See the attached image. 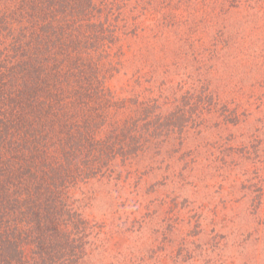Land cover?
Instances as JSON below:
<instances>
[{
    "label": "rangeland",
    "instance_id": "rangeland-1",
    "mask_svg": "<svg viewBox=\"0 0 264 264\" xmlns=\"http://www.w3.org/2000/svg\"><path fill=\"white\" fill-rule=\"evenodd\" d=\"M126 1L109 84L183 129L76 192L94 224L79 264H264V0Z\"/></svg>",
    "mask_w": 264,
    "mask_h": 264
},
{
    "label": "trees",
    "instance_id": "trees-1",
    "mask_svg": "<svg viewBox=\"0 0 264 264\" xmlns=\"http://www.w3.org/2000/svg\"><path fill=\"white\" fill-rule=\"evenodd\" d=\"M126 5L0 0V264H79L94 224L76 192L120 178L166 128L183 129L181 118H162L156 99L109 84L122 63Z\"/></svg>",
    "mask_w": 264,
    "mask_h": 264
}]
</instances>
